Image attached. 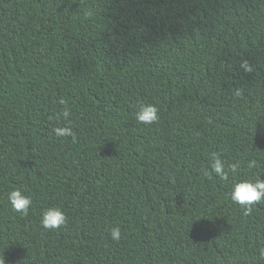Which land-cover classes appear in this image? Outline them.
<instances>
[{"label":"trees","instance_id":"1","mask_svg":"<svg viewBox=\"0 0 264 264\" xmlns=\"http://www.w3.org/2000/svg\"><path fill=\"white\" fill-rule=\"evenodd\" d=\"M61 98L75 142L52 132ZM212 153L264 179V0H0L5 264H264V204L245 215Z\"/></svg>","mask_w":264,"mask_h":264},{"label":"clouds","instance_id":"2","mask_svg":"<svg viewBox=\"0 0 264 264\" xmlns=\"http://www.w3.org/2000/svg\"><path fill=\"white\" fill-rule=\"evenodd\" d=\"M245 71H251L246 65H242ZM58 103L63 107V111L56 116L57 122L63 118L66 122L65 126H57L52 129V132L56 137H71L73 142L76 141V133L70 126L69 117L71 110L67 105V101L63 98L59 99ZM159 108L151 103H145L140 105L138 111L135 113V120L143 125H152L159 121ZM247 167L249 169L256 167V161L252 160L248 162ZM209 168L211 173L221 181L228 182L229 175L232 176V188L230 192V199L233 203L239 205L245 215H250L254 205L264 204V179L257 176L254 180H242L237 181L236 176L240 170V162L228 164L225 167L224 161L217 153H212L209 161ZM205 175H209L206 170ZM8 202L14 212L21 214L24 217L29 215V210L33 205V199L29 195H25L20 188H15L8 193ZM67 217L63 210L59 207H49L42 213L40 219V225L47 230H59L66 226ZM121 235L120 228L113 227L110 230V237L113 241H119ZM258 261H264V247L259 249ZM0 264H5L3 256H0Z\"/></svg>","mask_w":264,"mask_h":264}]
</instances>
